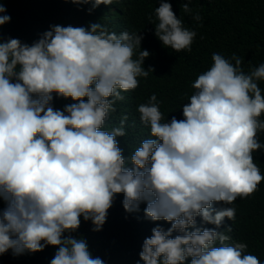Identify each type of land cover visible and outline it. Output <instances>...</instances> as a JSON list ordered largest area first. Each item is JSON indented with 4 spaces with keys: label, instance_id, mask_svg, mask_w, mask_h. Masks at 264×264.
<instances>
[{
    "label": "clouds",
    "instance_id": "clouds-1",
    "mask_svg": "<svg viewBox=\"0 0 264 264\" xmlns=\"http://www.w3.org/2000/svg\"><path fill=\"white\" fill-rule=\"evenodd\" d=\"M100 3L111 0L91 7ZM153 11L161 43L190 50L195 30L168 0ZM10 21L0 4V36ZM141 38L46 20L31 44L0 40V253L41 254L32 264H264V62L244 72L235 53L213 52L178 120L155 93L132 96L152 72Z\"/></svg>",
    "mask_w": 264,
    "mask_h": 264
},
{
    "label": "trees",
    "instance_id": "trees-1",
    "mask_svg": "<svg viewBox=\"0 0 264 264\" xmlns=\"http://www.w3.org/2000/svg\"><path fill=\"white\" fill-rule=\"evenodd\" d=\"M86 1L88 5H59L56 9L55 0H0L6 13L10 12L8 31L12 32L1 35L0 40L14 37L31 44L28 39L46 20H89L90 23L106 25L117 34L123 30L137 32L142 35L140 48L149 52L142 66L146 70L151 67L152 72L139 77L142 80L132 96L136 100H143L155 93L163 98L165 111L175 109L174 116L178 120L183 119L181 105L194 91L192 81L211 65L213 52L228 58L235 53L241 57L240 67L244 72L264 62V0H168L173 13L184 26L195 30L190 50L178 52L164 46L154 34V25L158 21L153 10L159 5V0H111L110 4L100 3L95 8L91 7L92 0ZM183 3L189 4L190 13H185L180 7ZM192 13H199L200 21L194 20ZM138 51L139 48L134 49L133 58ZM257 84L264 88V80H258ZM55 103L59 105L60 101L56 100ZM259 118L264 119L263 116ZM256 135L264 144V130H259ZM259 152L260 149L253 151V158ZM260 163L264 166V155L260 156ZM0 207H5L2 199ZM260 219L264 222V216ZM250 245L254 247L253 242ZM41 257V254H13L9 249L0 253V264H32ZM119 258L127 263L130 254L123 252Z\"/></svg>",
    "mask_w": 264,
    "mask_h": 264
}]
</instances>
